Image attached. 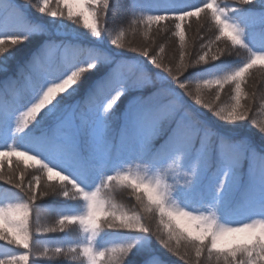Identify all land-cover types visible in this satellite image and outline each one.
Returning a JSON list of instances; mask_svg holds the SVG:
<instances>
[{
  "label": "snow or ice",
  "instance_id": "1",
  "mask_svg": "<svg viewBox=\"0 0 264 264\" xmlns=\"http://www.w3.org/2000/svg\"><path fill=\"white\" fill-rule=\"evenodd\" d=\"M30 2L21 0L17 4L16 0H0V13H19L20 5ZM82 2V10L74 13L71 8L68 9L67 19L76 24L82 23L84 29L99 37L103 27L102 17L109 0ZM49 4L50 0H37L32 6L39 13L64 18L63 11H53ZM225 4L230 5L218 3V0H206L202 7H190L192 10L169 15L134 16L129 23L131 34L142 31L145 39L140 43L130 39L126 41L128 30L121 28L111 43L143 56L149 64L166 73L195 103L201 104L218 119L227 123L248 119L260 136L264 137V125L256 124L252 119L258 102H264V94L258 96V89L249 94L242 87L245 85L246 73L259 64L257 71L260 76L257 81L260 88L264 89V49L254 50L247 45L243 39V29L228 16L230 12L253 6L248 11H255L258 15L247 19L256 26L257 31L264 33V0H231L230 7H225ZM201 13L204 15L201 16ZM74 16L78 19L74 20ZM192 17L208 22L209 27L206 31L205 25L199 24L189 43L185 32L191 30V25L186 29L185 22ZM165 20L174 26V29L169 28V32L179 42L178 55L171 57L166 54L164 44L155 37L148 39L147 30H143L145 25L150 29L153 23ZM31 30L25 25L24 31L0 35V58L4 59V63L0 64V91L6 95H17L30 90L34 97L16 118L17 132L33 124L43 123L54 109L60 111L57 97L62 100L63 94L78 84L84 73L105 60V57L97 56L67 74L58 73L51 67L55 47L45 42L32 60L14 69L8 56L14 47L27 39L25 33ZM234 51L244 61L235 71L221 78L204 79L194 87L181 81L180 78L189 68L218 60ZM149 83L151 80L142 69L132 65H117L94 86L83 104L64 110L58 118L53 117L55 122L41 133V137L58 153L76 156L85 162L97 160L101 165L111 158L114 150L118 153L148 151L154 148V141L159 138L166 145L160 159L168 161L163 172L157 169L154 175H149L147 165L144 174L130 170L117 171L104 176L93 190H86L29 151L11 144L0 149V181L15 188L21 197L6 207H0V241L23 250L19 254L0 257V264H34L36 260L32 259V251L35 235L67 233L77 227L85 234L84 240L44 247L39 254L41 260L66 261L82 257L81 264H123L134 243L102 249H98L94 243L103 229L117 228L149 234L162 249L178 257L183 264H264V146L257 147L244 140H214L215 134L201 131L189 114L178 116L179 103L174 98L163 99V91L133 103L125 110L119 127H109L105 116L125 91ZM225 85L231 90V102L227 107L218 108L214 101L223 100ZM42 112H45L44 116H41ZM186 154L194 155L191 171L183 172L184 179L178 182L190 184L198 168H213L219 173L215 192L219 194L225 189V180L229 179L231 195L248 208L246 218L222 223L215 211L189 210L170 199L172 184L167 179L168 171L173 170L177 166L176 162ZM13 157H26L39 166L29 174L27 182L20 162H13ZM5 160L8 161L7 167ZM118 185L130 188L139 205L155 213L152 219L158 218L159 226L153 227L138 210L126 211L116 203L111 193ZM52 194L83 201V211L59 214L51 226H44L36 202ZM153 262L161 264L158 257H153Z\"/></svg>",
  "mask_w": 264,
  "mask_h": 264
},
{
  "label": "trees",
  "instance_id": "2",
  "mask_svg": "<svg viewBox=\"0 0 264 264\" xmlns=\"http://www.w3.org/2000/svg\"><path fill=\"white\" fill-rule=\"evenodd\" d=\"M36 2L37 0H31L30 4L20 5V8L22 7L29 12L27 16L23 12L25 16L23 19L18 13L7 15L0 13V35H3L5 32L24 31L25 25H28L32 29L25 33L27 39L22 44L14 47L8 56V61L13 64L14 69H19L32 60L34 54L41 51V45L45 42L55 47L51 67L53 71L58 73L67 74L78 66L83 65L82 63L86 64L97 56H103L105 60L96 64L94 69L100 68V71L94 73L91 79L86 81L83 75L78 84L63 94L64 98L62 100L60 97H57V101L60 102V111L54 109L53 112L48 113V117L43 123L33 124L22 132L16 131V118L21 111L29 106L34 98L28 94V90L17 95H6L0 91V145L7 147L11 144L18 148L31 145L42 148L49 145L43 142L41 133L46 131V128L55 122L53 117L58 118L64 110L83 104L99 81L107 77L117 65L125 64L138 67L147 73L151 83L145 84L140 88L150 90L152 93L163 91L165 93L163 99L165 100L176 99L181 111L177 115L179 116L182 113L189 114L190 118L196 122L197 127L201 131H211L217 135V139L224 138L231 142L244 140L250 141L257 147L264 146V137L260 136L248 119L235 123H227L218 119L201 104L195 103L166 73L149 64L143 56L122 47H115L111 43V39L119 34L121 28L128 30L129 34L125 37L126 41L130 39L136 43H140L145 39L142 31L135 35L131 34L129 23L134 16L169 15L173 12L192 10L190 7H202L206 0H109L108 7L102 17L103 27L99 37L93 36L90 31L84 29L82 23L76 24L67 19L69 8L74 13L77 12L72 8L71 0H61L60 3L57 0H50L49 7L53 11H63L65 14L64 18L51 16H49L50 18L45 17L46 19L42 18L41 16L47 15L46 13H40L41 16H38V10L32 6ZM16 3L20 4L21 0H16ZM218 3H229L231 5V0H218ZM230 5L225 4L224 6L230 7ZM133 6H135V12H133ZM252 7L246 6L244 10L230 12L228 15L232 18V21H237L242 26H245L248 34L245 43L252 49L258 50L264 48V33L257 31L256 26L253 24L251 27L246 25L249 22L248 17L258 15L255 11H248V8ZM19 13L22 12L20 11ZM203 15L201 13V16ZM73 19H78V17L74 16ZM199 24H204L207 31L209 27L208 22L199 20L197 17H192L185 22L186 29L188 25H191V30H186L185 32L186 40L189 43H191V37L197 31ZM170 27L174 29V26L169 25L168 21L165 20L152 24L150 29L145 25L143 29L147 30L148 39L155 37L160 43L165 45L166 54L169 57L178 55L177 50L179 48L178 38L171 37V32H169ZM158 30L159 35H157ZM228 44L230 45V41ZM236 47L238 48L239 46ZM81 58L84 59V62ZM243 62V57L237 56L234 51L232 54L222 56L218 60L189 68L180 79L186 82L189 87H194L196 83L204 79L221 78L235 71ZM3 63L4 59L0 58V64ZM258 67L259 65L246 73L245 85H242V87L249 94L258 89L257 95L259 96L264 94V89L260 88L257 81V78L260 76V73L257 71ZM230 92L229 86L225 85V88L222 90L223 100L220 102L214 101L218 108L227 107L230 104ZM124 97L123 95L117 104L114 105L113 109L110 110V113L105 116L111 128L119 127L125 110L130 107L126 103L129 96L127 98ZM209 98L205 97V99ZM53 103H56V101ZM45 112H48V110L45 109ZM45 112H42L41 116H44ZM252 119L255 120L256 124L264 125V102H258L257 107L252 113ZM154 145L153 149L140 152L141 155L139 156L132 155V151L129 155H126L128 152L118 153L114 150L111 158L103 165L97 160L84 162L79 157L63 153H60L64 157L61 162L66 159L72 163L79 162L76 165L63 162L62 165L66 164L72 170L74 169L86 183L93 182L98 185L104 176L115 174L117 171H126L125 167L132 163L134 158L140 159V163L144 167L145 165L149 168L154 166L155 171L159 169L163 172L167 168L168 161L161 160L160 156L165 151L166 145L161 143L159 138L154 141ZM137 152L139 153V151ZM12 160L13 162H20V168L25 172V182H27L29 174L39 167L34 162H27L23 157H13ZM193 160L194 155L186 154L181 156L180 160L176 162L177 166L173 170H169L167 174V179L172 184L174 197L177 196L184 201L177 202L174 200L180 207L206 212L209 207L216 206L221 215L219 220L222 223H226L224 219L241 218L243 214L248 213L247 206L242 202L238 203L237 199L231 195V187L221 191L224 194L220 199L219 195L221 192L219 194L215 192V184L219 173L214 171L213 168L205 169L204 174L196 179V181L192 180L190 184L179 183L178 181L184 179L183 172L191 171ZM7 164L8 161L5 160V167H7ZM13 166L15 167V163ZM111 195L114 201L122 205L126 211L138 210L153 227L159 226L158 218L156 220L152 219L155 213L148 212L140 206L131 189L126 185H118ZM19 198H21L20 194L15 188L0 181V202H2L0 203V207H6L8 203H13ZM36 206L37 211L41 213L42 224L44 226H51L57 215L81 211L83 209V201L52 194L37 201ZM83 237L84 234L79 231L78 227L67 233L57 232L35 235L32 251V259L36 260L34 264H38V262L39 264H81L82 257L76 260L42 261L39 254L43 251L44 247L82 241L84 240ZM129 243H134L135 246L123 264H154L153 257H158L161 264H183V261L178 257L162 249L149 234L130 232L117 228H105L95 238L96 247L99 249ZM22 251V249L0 241V257L9 254H19Z\"/></svg>",
  "mask_w": 264,
  "mask_h": 264
},
{
  "label": "rangeland",
  "instance_id": "3",
  "mask_svg": "<svg viewBox=\"0 0 264 264\" xmlns=\"http://www.w3.org/2000/svg\"><path fill=\"white\" fill-rule=\"evenodd\" d=\"M71 3H72V5H71L72 8L75 11H77V12L84 8L82 0H71ZM21 12L22 13H18V14H19L20 17H22V19L25 17L23 15V12L26 14V16L29 15V12H27L22 7H21ZM38 16H41V14L38 13ZM41 17L44 18V19H46L45 17L50 18L48 15H42ZM229 19L232 21V18L230 16H229ZM89 21H91L90 17H89ZM232 22H235V21H232ZM235 23H238V22L236 21ZM247 23H248V24H246L247 26H249V27L252 26V23H250V22H247ZM153 24H155V23H153ZM239 25L243 29V39L245 41L247 39V37H248L247 30L245 29V26H242L241 24H239ZM260 49H264V48H260ZM260 49H258V50H260ZM82 60L84 62V59H82ZM82 64H85V63H82ZM97 71H100V68H96V69H93L91 71H88V72L84 73V79L86 81L91 79L94 76V73H96ZM28 94L30 96H32L30 90H28ZM152 94L153 93L150 92V90L148 91V90H146L144 88H140L139 87V88H132V89H129V90L125 91V93H124L125 97L124 98H127V96H129L128 99H127L128 102L126 101V103H127V105L131 106L133 103H138V102L144 100L145 98L152 96ZM32 98H34V97L32 96ZM180 112L181 111H179V113ZM105 119L107 120V117H105ZM213 139L216 140L217 139V135H215L213 137ZM246 142L251 143L250 141H246ZM2 148H5V146L4 145H0V149H2ZM22 149L26 150V151H29V152L39 156L45 163H48L50 166L54 167L56 170H58V171L62 172L63 174L69 176L71 179L75 180L81 187L85 188L86 190H93L97 186L93 182L92 183H86L85 181L82 180V178L78 175V173L74 169H73L74 170L73 171L70 167H68V165H66V164L62 165L63 162H68L67 164L71 163V164H75V165L78 164L79 162L72 163V162H70L67 159L65 161L61 162L64 159V157L60 153L54 151L51 148L50 145H46L45 147H42V148H40L39 146H32L31 145V146H24V147L21 148V150ZM131 153H132V155L139 156V155H141L142 152L138 153L137 151H132ZM129 154H130V152H128L126 155H129ZM23 158L27 162H33L31 160H27L26 157H23ZM154 168H155L154 166H152V168L148 167V170H149L148 174L149 175H153L154 174V172H155ZM125 170L126 171L130 170L133 173L139 172L140 174H144L145 167L142 165V163H140V159L134 158L133 162L128 164L125 167ZM203 172H205V168H198L196 174L192 177V180L196 181V179L200 178L204 174ZM225 184H226L225 189H227L229 187L232 188L231 181L229 179L226 178ZM223 194L224 193L221 192V194L219 195L220 199L223 197ZM170 199L171 200H176L177 202L183 201L182 199H179L177 196L174 197L173 190L171 191ZM183 206H184V204H183ZM82 211H83V209L81 211H79L78 213H80ZM207 211H215L217 216H218V218H220V216H221L220 213H219V210L216 208V206L209 207V209H207ZM70 214H75V213H70ZM205 214H207V213H205ZM246 216H247V214H245V215L243 214L241 218H231V219H224V220L227 223V222H229L231 220H235V219H244V218H246ZM84 237H85V234H84ZM94 243H95V241H94ZM95 246H96V244H95ZM49 247H54V246H49ZM38 264H39V262H38Z\"/></svg>",
  "mask_w": 264,
  "mask_h": 264
}]
</instances>
